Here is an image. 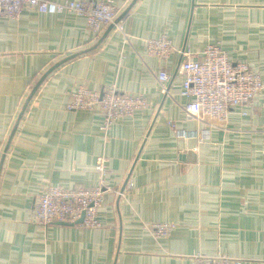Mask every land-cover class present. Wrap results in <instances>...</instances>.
<instances>
[{"label": "crops", "instance_id": "crops-1", "mask_svg": "<svg viewBox=\"0 0 264 264\" xmlns=\"http://www.w3.org/2000/svg\"><path fill=\"white\" fill-rule=\"evenodd\" d=\"M48 1L108 2L116 18L98 33L69 13L0 18V264H193L198 253L264 264V91L209 126L185 119L180 95L181 53L197 60L208 45L264 85V0ZM162 35L174 47L167 62L142 44ZM79 86H112L148 107L105 138L98 114L65 109ZM100 156L111 189L100 227L35 225L38 195L95 187ZM145 223L175 229L156 241Z\"/></svg>", "mask_w": 264, "mask_h": 264}, {"label": "built area", "instance_id": "built-area-1", "mask_svg": "<svg viewBox=\"0 0 264 264\" xmlns=\"http://www.w3.org/2000/svg\"><path fill=\"white\" fill-rule=\"evenodd\" d=\"M25 8L37 14H74L84 19L86 28L98 33L103 28L114 24L116 9L108 2L48 0H0V18L16 20ZM142 44L148 56L167 62L174 52V47L167 35L155 39H143ZM180 64L182 76L180 95L187 100L183 111L187 121L210 125L213 122H225L229 112L248 105L264 91V85L258 73L247 64L233 65L227 54L216 45H208L197 60L192 55L182 52ZM161 84L169 81L165 72L158 75ZM148 107L144 99L126 93H119L114 87H108L102 94L79 86L73 91L65 104L67 111H85L98 114L102 119L99 128L106 138L113 126L122 119L132 117L138 111ZM172 126V124H170ZM181 136H188L181 133ZM98 184L91 189H67L60 186H49L42 191L36 200L33 212V223L47 228L55 223L76 225L83 229L100 227L98 212L103 206L105 192H110L105 178L108 173V161L100 156L96 159L95 168ZM131 190L133 184L127 182ZM83 219L81 223L77 222ZM142 227L151 237L158 241L167 239L175 226L170 223H145ZM193 264H242L239 259L226 256L208 257L195 254Z\"/></svg>", "mask_w": 264, "mask_h": 264}, {"label": "water", "instance_id": "water-1", "mask_svg": "<svg viewBox=\"0 0 264 264\" xmlns=\"http://www.w3.org/2000/svg\"><path fill=\"white\" fill-rule=\"evenodd\" d=\"M112 27H113V25L110 26V28H112ZM36 88H37V86L35 87L34 90H36ZM33 92H34V91H33ZM128 179H129V177H128L127 180L125 181V184H124V186H123V189H124L125 185L127 184ZM123 189H122V190H123ZM82 219H83V215H82L81 219L77 222V224H78V223H81V222H82ZM61 224H62V223H61Z\"/></svg>", "mask_w": 264, "mask_h": 264}]
</instances>
